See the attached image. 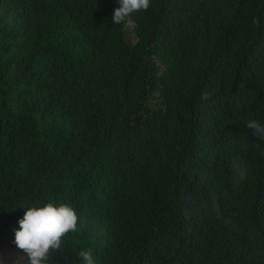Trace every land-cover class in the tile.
<instances>
[{"label": "trees", "instance_id": "16d2710c", "mask_svg": "<svg viewBox=\"0 0 264 264\" xmlns=\"http://www.w3.org/2000/svg\"><path fill=\"white\" fill-rule=\"evenodd\" d=\"M0 0V264L29 206L83 220L53 264H264V0Z\"/></svg>", "mask_w": 264, "mask_h": 264}, {"label": "clouds", "instance_id": "9594fccd", "mask_svg": "<svg viewBox=\"0 0 264 264\" xmlns=\"http://www.w3.org/2000/svg\"><path fill=\"white\" fill-rule=\"evenodd\" d=\"M119 7L114 10L112 21L115 24L131 26L132 16L146 12L151 0H118ZM253 134L264 141V123L251 121L247 125ZM257 148L264 155V148ZM14 244L21 250L27 264H53V257L61 253L65 239L71 233H78L83 220L75 208L67 203H53L29 206L24 209L23 217L18 221ZM80 264H95L92 248L79 252Z\"/></svg>", "mask_w": 264, "mask_h": 264}, {"label": "rangeland", "instance_id": "374dc122", "mask_svg": "<svg viewBox=\"0 0 264 264\" xmlns=\"http://www.w3.org/2000/svg\"><path fill=\"white\" fill-rule=\"evenodd\" d=\"M126 38L131 41L134 42V31H133V26H128V28L126 29Z\"/></svg>", "mask_w": 264, "mask_h": 264}]
</instances>
